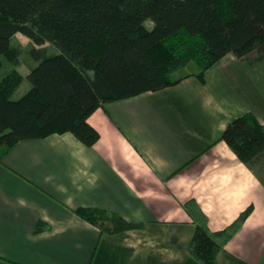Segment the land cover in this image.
Listing matches in <instances>:
<instances>
[{
	"label": "crops",
	"instance_id": "crops-1",
	"mask_svg": "<svg viewBox=\"0 0 264 264\" xmlns=\"http://www.w3.org/2000/svg\"><path fill=\"white\" fill-rule=\"evenodd\" d=\"M229 56L205 82L191 74L106 103L88 119L100 133L92 147L70 132L18 142L0 164V257L12 264H200L189 252L196 224L186 204L195 200L213 231L253 206L219 261L264 264V180L221 140L248 112L264 124L252 100L261 74L251 71L264 61ZM240 75L251 82L250 96L246 86L239 93ZM79 208L142 226L102 232Z\"/></svg>",
	"mask_w": 264,
	"mask_h": 264
},
{
	"label": "trees",
	"instance_id": "trees-1",
	"mask_svg": "<svg viewBox=\"0 0 264 264\" xmlns=\"http://www.w3.org/2000/svg\"><path fill=\"white\" fill-rule=\"evenodd\" d=\"M17 33L59 52L31 51L38 64L27 75L31 88L17 100L24 75L15 69L0 81V164L18 142L55 133L70 132L92 147L100 133L88 119L100 107L175 86L191 74L205 82L230 52L264 61V0H0V69L5 58L18 62L11 43ZM191 63L197 71L176 76ZM221 140L253 166L264 154V124L248 112L230 122ZM186 211L196 224L190 255L200 264H220L253 206L220 231L210 228L195 200ZM76 213L102 232L142 226L104 209ZM0 264L12 261L0 257Z\"/></svg>",
	"mask_w": 264,
	"mask_h": 264
},
{
	"label": "rangeland",
	"instance_id": "rangeland-1",
	"mask_svg": "<svg viewBox=\"0 0 264 264\" xmlns=\"http://www.w3.org/2000/svg\"><path fill=\"white\" fill-rule=\"evenodd\" d=\"M147 26L149 28H151L153 26L152 22L148 21ZM11 43L13 46L17 47L20 51L19 58L17 60L18 62H14L13 60L8 59V58L4 59V65L0 69V81L3 80V78L5 76H7L11 71H13L15 69L19 70L24 75V81L22 82L20 87L15 91V93L13 95V99L17 100V99L21 98L23 95H25L29 91V89L31 88V83L27 79V75L29 74L30 69L33 66H36L38 64V62L35 61V59L32 55V52H31L34 48H36L35 43L29 37H27L26 35H24L22 33H17L12 38ZM45 51L48 54H53V53L59 52V50L55 46H52V45H48L47 49H45ZM229 54L231 55V56H229V59H235V53L234 52H230ZM254 58H255V54H253L249 58V60L252 61ZM260 67L261 68H252L251 69V71H253V72L257 69L256 72H259L261 74V79H259L258 74H257V78H256L257 79L256 80L257 90L256 91H258V92L254 93L255 96L253 95L252 100L256 104L257 109L259 110L262 118L264 119V64ZM197 69H198L197 65L195 63H191L186 68L178 71L176 73V76L185 75L187 73L197 71ZM240 76H242V75H240ZM235 83L236 82L232 81L233 86L235 85ZM237 84L240 86V88H239L240 89V91H239L240 95H244L248 88H249V95L248 96L253 94V93L250 94L251 82L249 81V78H247V77L245 78V76L244 77L242 76V78H240L239 81L237 80ZM245 86H246V90L243 89V87H245ZM259 89L262 90L261 96H260ZM242 99L240 100L241 103L244 101ZM253 168L256 170L257 173L260 174V176L264 180V154L259 158V160H257L255 162V164L253 165Z\"/></svg>",
	"mask_w": 264,
	"mask_h": 264
}]
</instances>
